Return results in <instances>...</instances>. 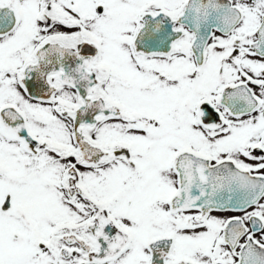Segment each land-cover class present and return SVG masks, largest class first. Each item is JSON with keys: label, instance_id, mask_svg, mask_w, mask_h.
I'll return each mask as SVG.
<instances>
[{"label": "snow or ice", "instance_id": "snow-or-ice-1", "mask_svg": "<svg viewBox=\"0 0 264 264\" xmlns=\"http://www.w3.org/2000/svg\"><path fill=\"white\" fill-rule=\"evenodd\" d=\"M0 264H264V0H0Z\"/></svg>", "mask_w": 264, "mask_h": 264}]
</instances>
